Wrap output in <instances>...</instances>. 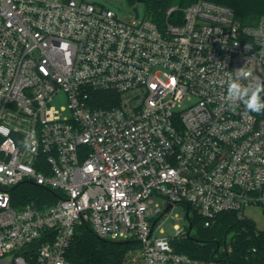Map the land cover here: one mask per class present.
Masks as SVG:
<instances>
[{
	"label": "built area",
	"instance_id": "2783aa9c",
	"mask_svg": "<svg viewBox=\"0 0 264 264\" xmlns=\"http://www.w3.org/2000/svg\"><path fill=\"white\" fill-rule=\"evenodd\" d=\"M130 1L123 20L101 0H0V264H70L83 222L138 241L126 264H218L172 242L191 217L209 226L264 207V117L226 99L242 67V83L264 81V14L243 21L195 0L153 19L149 0ZM59 92L66 107L52 103ZM25 181L60 195L13 207ZM177 203L183 225L156 236Z\"/></svg>",
	"mask_w": 264,
	"mask_h": 264
},
{
	"label": "trees",
	"instance_id": "16d2710c",
	"mask_svg": "<svg viewBox=\"0 0 264 264\" xmlns=\"http://www.w3.org/2000/svg\"><path fill=\"white\" fill-rule=\"evenodd\" d=\"M193 1L149 0L151 18H160L163 10L171 4L184 6ZM209 1L232 8L235 16L243 21L249 22L264 14V0ZM259 115L264 117V112ZM10 195L13 207L20 208L29 203L41 208L53 203L60 194L55 189L25 181L11 188ZM190 220L193 226L190 235L172 242L177 252L214 260L218 264H264V231L258 230L250 219H240L235 212H223L209 226H204L199 217H191ZM227 242L231 245V252L220 249ZM139 245L135 239L101 238L88 223L83 222L75 226L66 258L70 264H126L127 252Z\"/></svg>",
	"mask_w": 264,
	"mask_h": 264
},
{
	"label": "rangeland",
	"instance_id": "374dc122",
	"mask_svg": "<svg viewBox=\"0 0 264 264\" xmlns=\"http://www.w3.org/2000/svg\"><path fill=\"white\" fill-rule=\"evenodd\" d=\"M101 1L106 7L111 8L119 18L123 20H127L128 18H130V13H129V8L131 4L130 0H101ZM143 9H144V4L139 3L138 11L140 16L143 15ZM52 103L57 107L60 106L66 107L67 100L65 94H63L62 92L57 93L55 97L52 99ZM155 201L158 202V204L161 207H164L165 199L163 197L157 196L155 197ZM185 212H186L185 204L177 203L173 205V207L168 211H166L157 222V226L160 225V227L163 229V233L158 232L156 228L154 234L159 237H166L171 235L173 232L174 224H178L180 226L183 225V218L185 216ZM175 214H177L178 217H175ZM244 214L248 219H250L254 223L255 227L258 230L264 231V207L248 206L244 209Z\"/></svg>",
	"mask_w": 264,
	"mask_h": 264
},
{
	"label": "clouds",
	"instance_id": "9594fccd",
	"mask_svg": "<svg viewBox=\"0 0 264 264\" xmlns=\"http://www.w3.org/2000/svg\"><path fill=\"white\" fill-rule=\"evenodd\" d=\"M251 75V72L242 67L235 71L234 76H229L226 99L231 106L243 103L247 111L260 114L264 112V81L242 83Z\"/></svg>",
	"mask_w": 264,
	"mask_h": 264
},
{
	"label": "water",
	"instance_id": "95a60500",
	"mask_svg": "<svg viewBox=\"0 0 264 264\" xmlns=\"http://www.w3.org/2000/svg\"><path fill=\"white\" fill-rule=\"evenodd\" d=\"M169 208H170V205H168V206L166 207V209L164 210V212L167 211V210H169Z\"/></svg>",
	"mask_w": 264,
	"mask_h": 264
}]
</instances>
